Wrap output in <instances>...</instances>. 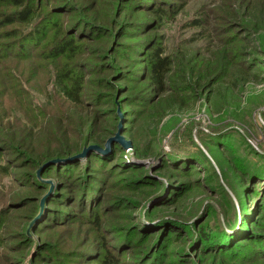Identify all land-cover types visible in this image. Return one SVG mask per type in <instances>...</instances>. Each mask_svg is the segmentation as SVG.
I'll return each instance as SVG.
<instances>
[{
  "label": "rangeland",
  "instance_id": "1",
  "mask_svg": "<svg viewBox=\"0 0 264 264\" xmlns=\"http://www.w3.org/2000/svg\"><path fill=\"white\" fill-rule=\"evenodd\" d=\"M23 3L0 0V264H264V0Z\"/></svg>",
  "mask_w": 264,
  "mask_h": 264
},
{
  "label": "trees",
  "instance_id": "2",
  "mask_svg": "<svg viewBox=\"0 0 264 264\" xmlns=\"http://www.w3.org/2000/svg\"><path fill=\"white\" fill-rule=\"evenodd\" d=\"M12 1H13V5L21 9L16 13L17 18L20 21L29 22L33 17L32 15L36 14V10L34 9V7H31L30 5L23 6L24 5L23 0H12ZM7 20H9L10 23H13L15 19L10 18ZM75 50L76 47L73 44V39L70 40L67 39L56 45L52 55L55 57L56 56L60 57L64 53L66 54L68 52H72V51L74 52ZM57 63L58 64L56 66V69H59L57 71V79L61 91L63 92V94L66 96L67 99H71L75 103L78 102L80 103L79 92H80L81 80L74 77L73 70L71 69L68 70L69 66L66 64V62L59 61ZM170 65H171V61L168 58L162 56L161 50H156L152 54L151 58L148 59V66H149L148 80L151 87H154L158 92L161 93L164 92L165 81L171 80V78H168V75L172 73L171 70L169 69ZM172 77L175 81L179 80L182 77L181 72L179 70H176V72L174 73L173 71ZM154 99L155 97L151 98L150 101ZM42 131L44 136L51 134L50 131L48 130L46 131L42 130ZM34 133L35 132L32 128L30 130H27L24 138L21 136H17L15 140L17 141V143L24 145V142L30 139V142H32L34 145L35 140L37 139V135H35ZM103 135H98L93 139L99 141L103 137ZM36 142L39 143L40 139L36 140ZM38 149L39 151L34 154V160L37 163H40L43 160H50L51 156L62 157L65 155H69L76 150L74 146L68 145L67 143H62L61 145L58 144L54 147L42 146V148L38 147ZM143 254L146 256L149 255L147 254L146 250L143 252ZM106 264H117V263L114 261V259L111 256H109V260L106 261Z\"/></svg>",
  "mask_w": 264,
  "mask_h": 264
},
{
  "label": "water",
  "instance_id": "3",
  "mask_svg": "<svg viewBox=\"0 0 264 264\" xmlns=\"http://www.w3.org/2000/svg\"><path fill=\"white\" fill-rule=\"evenodd\" d=\"M116 140L119 141L124 148H130L131 147V143L130 142H125L121 137L116 136ZM87 155V152L84 151L83 154L75 156L76 158H80V157H84Z\"/></svg>",
  "mask_w": 264,
  "mask_h": 264
}]
</instances>
